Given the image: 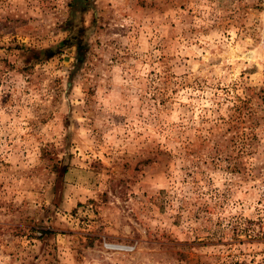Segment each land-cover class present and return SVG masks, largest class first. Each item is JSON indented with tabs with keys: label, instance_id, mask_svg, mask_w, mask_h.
I'll list each match as a JSON object with an SVG mask.
<instances>
[{
	"label": "rangeland",
	"instance_id": "374dc122",
	"mask_svg": "<svg viewBox=\"0 0 264 264\" xmlns=\"http://www.w3.org/2000/svg\"><path fill=\"white\" fill-rule=\"evenodd\" d=\"M264 0H0V264H254Z\"/></svg>",
	"mask_w": 264,
	"mask_h": 264
},
{
	"label": "built area",
	"instance_id": "2783aa9c",
	"mask_svg": "<svg viewBox=\"0 0 264 264\" xmlns=\"http://www.w3.org/2000/svg\"><path fill=\"white\" fill-rule=\"evenodd\" d=\"M256 222L260 227L262 235H264V200L262 201V205L259 208V217ZM252 253H254V255L252 256L251 261H254V264H264V243L258 251L253 250Z\"/></svg>",
	"mask_w": 264,
	"mask_h": 264
}]
</instances>
